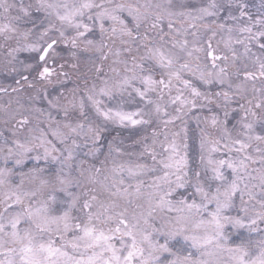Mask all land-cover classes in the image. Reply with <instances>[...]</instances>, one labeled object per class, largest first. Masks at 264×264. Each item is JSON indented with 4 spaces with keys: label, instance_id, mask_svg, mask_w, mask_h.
I'll list each match as a JSON object with an SVG mask.
<instances>
[{
    "label": "snow or ice",
    "instance_id": "obj_1",
    "mask_svg": "<svg viewBox=\"0 0 264 264\" xmlns=\"http://www.w3.org/2000/svg\"><path fill=\"white\" fill-rule=\"evenodd\" d=\"M0 264H264V0H0Z\"/></svg>",
    "mask_w": 264,
    "mask_h": 264
}]
</instances>
